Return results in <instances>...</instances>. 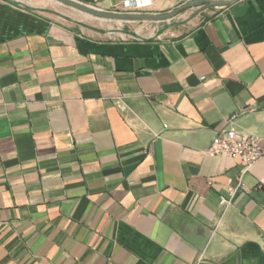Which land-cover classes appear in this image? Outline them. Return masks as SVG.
Listing matches in <instances>:
<instances>
[{"label":"crops","instance_id":"0c3cea01","mask_svg":"<svg viewBox=\"0 0 264 264\" xmlns=\"http://www.w3.org/2000/svg\"><path fill=\"white\" fill-rule=\"evenodd\" d=\"M118 35L0 0V264H264V157L206 153L244 106L264 148V0Z\"/></svg>","mask_w":264,"mask_h":264},{"label":"rangeland","instance_id":"374dc122","mask_svg":"<svg viewBox=\"0 0 264 264\" xmlns=\"http://www.w3.org/2000/svg\"><path fill=\"white\" fill-rule=\"evenodd\" d=\"M13 5L34 13H42L52 18L69 17L73 22H78L85 31L101 30L106 33H115L122 36L134 35L140 38H148L155 35H161L166 30L176 26H185L190 21L198 18L195 15L197 8L186 9L178 13V15L166 22H139V21H117L104 20L80 11L62 5L54 0H7ZM221 1V0H217ZM115 12H124L121 10H113Z\"/></svg>","mask_w":264,"mask_h":264},{"label":"built area","instance_id":"2783aa9c","mask_svg":"<svg viewBox=\"0 0 264 264\" xmlns=\"http://www.w3.org/2000/svg\"><path fill=\"white\" fill-rule=\"evenodd\" d=\"M189 0H183L185 4ZM134 2H128L127 6L132 7ZM138 5V4H137ZM255 106H244L234 112L226 121L223 129L217 131L207 148L206 153L212 156L224 155L230 158H237L245 169H249L256 161L264 157V148L260 139L254 135L242 133L237 130L236 122L244 114L255 112ZM236 188L248 190L242 182H238ZM236 188L232 189L230 197H222V203L225 208L231 204V196Z\"/></svg>","mask_w":264,"mask_h":264},{"label":"water","instance_id":"95a60500","mask_svg":"<svg viewBox=\"0 0 264 264\" xmlns=\"http://www.w3.org/2000/svg\"><path fill=\"white\" fill-rule=\"evenodd\" d=\"M62 5L80 11L92 17L104 20L117 21H139V22H166L174 19L179 12L197 8L195 15L210 8H225L234 5L240 0H189L185 4L167 13H136V12H115L103 10L95 6L79 2L77 0H54Z\"/></svg>","mask_w":264,"mask_h":264}]
</instances>
